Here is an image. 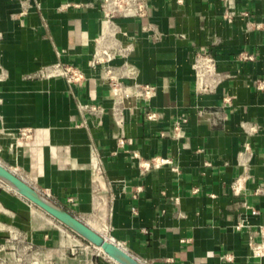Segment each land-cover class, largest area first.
I'll return each mask as SVG.
<instances>
[{
	"label": "crops",
	"instance_id": "crops-1",
	"mask_svg": "<svg viewBox=\"0 0 264 264\" xmlns=\"http://www.w3.org/2000/svg\"><path fill=\"white\" fill-rule=\"evenodd\" d=\"M29 1L23 15L0 0V162L150 264H264V0H150L142 18L102 0ZM198 48L217 60L205 90ZM59 56L86 78L36 76ZM155 156L170 163L140 167ZM73 243L0 183V264H83Z\"/></svg>",
	"mask_w": 264,
	"mask_h": 264
},
{
	"label": "built area",
	"instance_id": "built-area-1",
	"mask_svg": "<svg viewBox=\"0 0 264 264\" xmlns=\"http://www.w3.org/2000/svg\"><path fill=\"white\" fill-rule=\"evenodd\" d=\"M22 11L21 14H27L31 7V3L29 0H20ZM37 6H39L38 3H36ZM102 5L108 10L107 14L114 15L119 14L123 17H133V18H142L147 15L148 8L150 7V0H102ZM107 55V53H105ZM245 58H252L250 55H245ZM107 60V57L104 56V54L95 53L92 58V66H97L98 64H101L102 62H105ZM192 67L194 69L195 73V80L198 85V87L201 90H205L209 88V79L214 77L217 73V60L215 55L210 49L207 48H198L194 51L193 54V61H192ZM111 69H107L108 77L110 79L113 78L111 74ZM36 76L40 78H50V77H57L62 76L64 77L69 84H75L77 82H80L86 78V75L82 69H80L78 66H75L71 63L65 62L62 60V58L59 56L57 61L46 64L41 66L37 72ZM81 109L91 110L92 112L100 110L101 106H96L93 104H80ZM153 113H150V116H152ZM176 129H179V126H176ZM20 137L23 138H29L32 136L30 129H22L19 134ZM120 144L124 143L123 139L119 140ZM1 146H0V152H1ZM133 156L139 158L138 153H134ZM170 163V159L163 158L160 156H155L149 160H143L139 162V165L144 170H149L151 168H159L165 164ZM92 168L95 173V175H100L104 172V165L102 156L100 155L99 151L95 146L92 148ZM45 195H47L50 199L58 203L59 205L63 206L60 202H57L53 199V196L50 191H41ZM68 202H73L72 197L67 198ZM64 207V206H63ZM66 208V207H65ZM69 211H71L73 214L74 212L72 209L66 208ZM109 226L105 225L104 227V234L103 236H107L109 239L114 241L115 243L119 244L120 246L124 247L121 242L116 240L114 236L111 235V233L108 230ZM75 236V235H74ZM70 252L72 254H77L79 252L78 244L73 243L69 245ZM126 249V248H125ZM253 252L257 256H264V241L257 243L253 246ZM131 253V252H130ZM132 254V253H131ZM135 258H137L139 261H141L144 264H150L146 258L137 256L132 254ZM32 264H51L50 262H37L34 261Z\"/></svg>",
	"mask_w": 264,
	"mask_h": 264
},
{
	"label": "water",
	"instance_id": "water-1",
	"mask_svg": "<svg viewBox=\"0 0 264 264\" xmlns=\"http://www.w3.org/2000/svg\"><path fill=\"white\" fill-rule=\"evenodd\" d=\"M0 180L8 184L16 193L44 210L93 245L101 247L104 253L118 264H144L135 258L127 249L117 243L109 241L87 222L50 199L38 188L1 162Z\"/></svg>",
	"mask_w": 264,
	"mask_h": 264
},
{
	"label": "rangeland",
	"instance_id": "rangeland-1",
	"mask_svg": "<svg viewBox=\"0 0 264 264\" xmlns=\"http://www.w3.org/2000/svg\"><path fill=\"white\" fill-rule=\"evenodd\" d=\"M0 183L3 184L5 187L9 188L1 180ZM60 224L62 223L60 222ZM62 225L65 226L64 224ZM65 228H67L71 233H73L78 238V248L83 260L82 261L83 264H116L114 261L110 259V257H108L102 250H100L99 247L93 245L92 243L84 239L82 236L78 235L76 232H74L67 226H65ZM98 229L102 233H104L102 227L101 228L99 227Z\"/></svg>",
	"mask_w": 264,
	"mask_h": 264
},
{
	"label": "bare ground",
	"instance_id": "bare-ground-1",
	"mask_svg": "<svg viewBox=\"0 0 264 264\" xmlns=\"http://www.w3.org/2000/svg\"><path fill=\"white\" fill-rule=\"evenodd\" d=\"M2 163V162H1ZM11 169V168H10ZM12 170V169H11ZM3 182V181H2ZM5 183V182H4ZM6 184V183H5ZM8 185V184H7ZM9 186V185H8ZM10 187V186H9ZM11 188V187H10ZM32 203V202H31ZM90 225V224H89ZM95 229V228H94ZM97 230V229H96ZM98 231V230H97ZM98 232H100V231H98ZM101 234H104V233H102V232H100ZM109 241H111V242H114V241H112L111 239H109L107 236H105ZM115 243V242H114ZM99 249L100 250H102L103 251V249L101 248V247H99ZM104 252V251H103ZM116 262V261H115Z\"/></svg>",
	"mask_w": 264,
	"mask_h": 264
}]
</instances>
